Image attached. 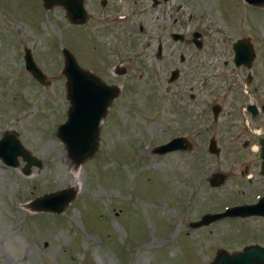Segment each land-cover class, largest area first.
I'll return each instance as SVG.
<instances>
[{"label":"rangeland","instance_id":"rangeland-1","mask_svg":"<svg viewBox=\"0 0 264 264\" xmlns=\"http://www.w3.org/2000/svg\"><path fill=\"white\" fill-rule=\"evenodd\" d=\"M84 5L92 17L76 24L61 5L47 9L41 0H0V136L15 130L41 161L24 173L21 156L15 166L0 159V264H209L219 247L235 251L251 242L264 244L261 215L224 216L190 225L205 212L252 200L264 189L257 180L239 181L234 175L210 184L211 171L227 174L241 168L235 153L226 149L233 143V131H217L223 149L219 155L208 152L211 131L202 130L205 114L192 115L209 97L227 92L221 100L234 106L237 95H252V85L243 78L246 68L235 69L241 73L236 79L228 73L222 80L223 70L233 65L232 42L237 38L248 36L252 42L253 84L264 95V5L170 0L153 6L147 0L149 10L144 13L141 5L125 6L121 14L134 22L141 37L154 35L168 23L169 10L173 19L176 16L175 29L187 34L199 30L202 45L197 51L194 43L174 41L164 32L161 38L172 48L164 46L162 58L154 60V38L147 46L149 55L119 74L112 70L115 54L110 56V48H143L141 37L123 38L126 46L120 45L122 38L115 36L112 22L96 20L101 11L115 9L102 7L98 0ZM26 46L47 83L26 69ZM64 46L80 65L119 86L100 120L98 147L79 163L56 134L69 105L62 72ZM175 66L181 71L179 86L168 81ZM187 78L193 85L185 88L187 96L193 92L191 116L180 127H193L191 149L155 152V144L180 129L169 105L173 90ZM229 81L234 86L227 88ZM227 116L231 122L233 116ZM241 116L243 121L246 115ZM239 139L234 143L240 144ZM66 186L77 191L63 211L31 208L37 195Z\"/></svg>","mask_w":264,"mask_h":264},{"label":"water","instance_id":"water-1","mask_svg":"<svg viewBox=\"0 0 264 264\" xmlns=\"http://www.w3.org/2000/svg\"><path fill=\"white\" fill-rule=\"evenodd\" d=\"M45 8L61 5L73 23H83L88 18V11L84 0H41ZM253 5H264V0H245ZM198 30L193 32V40L197 47L201 46L197 36ZM174 37H183L181 32H175ZM233 60L236 64L250 65L254 55V47L249 37H241L233 41ZM64 60L62 72L66 76V96L69 99L66 118L60 122L56 134L66 144L69 155L76 163L94 154L99 141V124L111 100L119 91L117 83H108L94 71L81 66L72 51L62 48ZM25 67L40 82L47 83V75L34 60L30 47L24 49ZM177 73L171 72L170 79ZM177 148L190 149L191 143L185 136H175L168 141L157 144L153 150L163 153ZM210 150L218 152L215 139L210 142ZM19 156L25 161L23 172L29 173L32 165H40L41 161L34 156L21 142L15 130L6 131L0 136V158L7 165H17ZM225 179V174L215 172L210 179L211 185H219ZM76 188L66 186L37 195L31 208L37 211L61 212L76 195ZM264 216V195L258 201L240 203L225 207L221 211H208L200 218L191 220L190 225L197 226L208 223L224 216ZM209 264H264V244L252 242L242 249L229 251L224 247L216 250L214 259Z\"/></svg>","mask_w":264,"mask_h":264},{"label":"flooded vegetation","instance_id":"flooded-vegetation-1","mask_svg":"<svg viewBox=\"0 0 264 264\" xmlns=\"http://www.w3.org/2000/svg\"><path fill=\"white\" fill-rule=\"evenodd\" d=\"M98 1L102 7L115 9L112 10V12L106 10V12L104 13L103 11H101L98 15H96V20L97 22H102L104 20L112 22V26L116 27L115 36H117L118 38H122L119 40L120 45L126 46L124 39H128V38L133 39V37L138 38L139 36L141 37L142 33L135 31L136 26H134L135 25L134 22H130V21L127 22L128 18H125L126 15H124L125 17H123V13L121 14V11L122 8L125 6L131 4L133 5L137 4V5H141L140 7H142L140 13H144V11L147 12L149 10L148 8L147 9L145 8L147 4V0H98ZM162 1L165 2L170 0H150V3L151 5L156 6L160 4ZM96 2L97 0H93V4H95ZM84 4H86V0H84ZM167 13H168L169 22L168 23L163 22L162 27H159L160 26L159 24L158 26L159 29H157L158 30L157 33H154V35L151 33H143V36L140 38L141 44L144 45L143 48L137 49L133 46V48L130 50L127 47L125 48L121 47V49H118L119 48L118 45L116 47L110 48L112 52L110 53V56L115 54L113 67H112L114 73L117 74L125 73L129 67L134 65V63L141 62L143 60L142 56L144 57L146 54L149 55L148 47L149 44H151L152 39L154 38H156L157 40L156 50L154 51V56H155L154 60L158 58H162V54L165 49L164 46L168 48H172L170 42H167L168 44L167 46L164 44V41L161 38V34H163L164 32H166L169 39H172L174 41L179 39V40H185L190 44L192 43L195 44L193 40L194 37L193 32L195 30L190 31V34L176 30L175 26L173 25V23L176 22V16H174L173 19L171 12H169V10H167ZM90 17H92V15L90 14V11H88L87 20L90 19ZM157 17H159V14L155 15L154 19H156ZM162 19L165 21V17H163ZM170 23L172 24L170 25ZM76 24H82V23H76ZM124 29L126 30L125 32H123ZM130 29H132L133 31H131ZM138 29L139 30L143 29V25L139 23ZM175 32H181L183 34V37H174L173 34ZM200 37H201V32L197 36V39L200 40L201 42ZM249 41L251 42L250 38ZM199 50L200 48L197 47V51ZM255 55L249 66L243 63L236 64L232 58L233 65L232 67H230L231 70L230 71L223 70L224 76L222 79L225 81L224 77H226L228 73H229L228 75L229 78L236 79V75L241 76V73L235 71V69H239L240 67L246 68V72L243 74V78L246 83L252 85L250 89V93H252V95L249 96H245L243 94L237 95L235 97L236 105L233 106L232 101H230L229 105H224V103L222 102L221 99H224L226 96L224 94H227V92H224L221 96L218 95V97L217 96L209 97L204 104L198 107L197 115H196V111L194 112V114H192L197 117H200L202 114H205L202 118V130L204 132H207L209 130L211 131V134L209 135L208 138V143L205 145V149H207L208 152L219 155L223 149L222 145L219 143L217 131H219L220 134L222 131H225L227 133L231 132L229 131V129L234 132V133L232 132L233 138L230 139V141H232L233 143L227 145L226 149L228 151H232L235 153L236 162L240 163L241 168H239L237 171H233V170L229 171L227 174L220 170L211 171V174L208 177L209 182L215 172H222L225 174V179L230 175H234V178H236V180L248 181V182L257 180L262 185V187H264V95L260 94L257 91V86L253 84V81L255 80V75L253 72L252 62L255 58ZM183 59H184V55L181 54L180 60ZM173 69H176L177 73L174 75L172 79H170L171 72ZM180 74L181 71L178 66L172 67L170 69L168 81L172 83H176V86H179V83L177 81L180 78ZM106 82L114 83L112 81L110 82L106 81ZM228 83L229 84L227 85V88L234 86L233 81H229ZM186 86H188L189 88L193 87L190 78H187L181 84L179 89L173 90L172 100L169 105V109L171 110L170 113L172 115L173 121H175L173 116L175 115L177 117L175 123V126L177 127H180L182 120H185L187 119V117L189 118V116H191V109L188 108V105L191 104L189 99L191 101L193 100V92L190 91L191 92L189 93L190 95L187 96L185 92ZM236 111L238 112V116H236ZM242 114L246 115L243 121L241 119ZM227 115L233 116L231 118V122H229V117ZM192 130H193L192 126H184L183 128L180 127V129L175 131L170 138L175 136H185V138L188 140V138L192 136L191 135ZM243 133H247V135L240 140L238 137H240ZM213 138L215 139L218 152H212L210 150V142ZM234 139L236 140L239 139V141L242 142L240 144L234 143ZM191 146H192V142H191ZM190 149L177 148L175 150L182 151V150H190ZM261 191L262 192L255 193V198L245 202H254L258 200L260 196L264 195V189Z\"/></svg>","mask_w":264,"mask_h":264}]
</instances>
